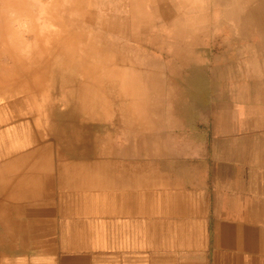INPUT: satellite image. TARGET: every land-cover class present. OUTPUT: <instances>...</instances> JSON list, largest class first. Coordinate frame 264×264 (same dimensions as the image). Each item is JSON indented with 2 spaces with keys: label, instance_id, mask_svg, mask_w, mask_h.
<instances>
[{
  "label": "crops",
  "instance_id": "obj_1",
  "mask_svg": "<svg viewBox=\"0 0 264 264\" xmlns=\"http://www.w3.org/2000/svg\"><path fill=\"white\" fill-rule=\"evenodd\" d=\"M153 1L147 52L0 87V264H264V0Z\"/></svg>",
  "mask_w": 264,
  "mask_h": 264
},
{
  "label": "rangeland",
  "instance_id": "obj_2",
  "mask_svg": "<svg viewBox=\"0 0 264 264\" xmlns=\"http://www.w3.org/2000/svg\"><path fill=\"white\" fill-rule=\"evenodd\" d=\"M33 1L36 4L32 10H21L20 7H23L16 0H10L0 7V67H3V70L19 71L17 66L19 54H25L28 56L26 59L32 62L30 64L35 63L38 66L37 85L45 83L50 75L55 84L56 74H52L49 67L56 66L58 63L55 62L61 59L65 48L73 47L77 41L73 32L67 30L50 12L53 0ZM64 1L67 0H63L60 9L64 6ZM76 2L86 15L80 31L86 38L90 52L81 49L85 42L80 50L81 53L87 54V59L91 62L99 61L102 52H107L111 59L115 58L121 49L124 54H129L131 45L136 44L139 50L147 52L151 48L148 40L155 38L161 43L163 26L165 23H170V19H163L164 11L161 9L162 6L157 4L158 1L155 5L153 0H77ZM60 9H56L58 15H61ZM9 28L12 30L10 32H17L16 39L20 44L28 45L27 51L17 50V42L9 40L2 34V29ZM152 43L154 44V41ZM27 78L28 92L34 90L35 86L28 74Z\"/></svg>",
  "mask_w": 264,
  "mask_h": 264
},
{
  "label": "bare ground",
  "instance_id": "obj_3",
  "mask_svg": "<svg viewBox=\"0 0 264 264\" xmlns=\"http://www.w3.org/2000/svg\"><path fill=\"white\" fill-rule=\"evenodd\" d=\"M17 2L20 3V6H22L23 8L20 7L21 10H32L35 7V2L33 0H16ZM69 1V3L67 2ZM64 6L60 9V5L63 2V0H53V2L51 3V7H50V12L53 13V15L57 18V20L59 22H61L69 31H72L74 34V38L75 40L78 42V48L77 50H75L73 47L69 46L67 48H65L64 50V54L61 57V59L56 60L55 63L61 64L63 66H67L69 64H73L72 62H75V54L77 53V51H79V53L82 50L87 51L89 48L86 45V40L85 37L82 34H79V29L80 26H77V19L80 18V16H82V10L81 8L79 10L76 9L75 6H73V2H75L74 0H67ZM10 0H0V7L4 5H6V3H9ZM190 2V1H189ZM251 7V6H249ZM190 8V7H189ZM56 9H60L61 10V15H58L59 12L57 10L58 13H56ZM250 9V8H249ZM30 14V13H29ZM184 16V15H183ZM174 17V16H173ZM84 20V19H83ZM55 22V21H54ZM84 22H82L83 24ZM164 24V23H163ZM179 24V23H178ZM81 25V24H80ZM30 26V25H29ZM147 26V25H146ZM181 27V25H180ZM2 34L4 36H6L9 40L11 41H15L17 42L18 45L17 46V50H20L22 52H25L28 50V45L24 46L22 44H20L16 37H17V32H10L12 31L10 28L9 29H2ZM177 30V29H176ZM5 38V37H4ZM6 38V39H7ZM54 38V37H53ZM53 40V39H52ZM5 41V40H4ZM54 42V41H53ZM85 42V45H83V43ZM239 42V41H238ZM53 44V43H52ZM68 44V43H67ZM70 44V43H69ZM62 46V45H61ZM75 46V45H74ZM82 46V50H80V47ZM65 47V45H64ZM63 47V48H64ZM51 48V47H50ZM63 48H62V53H63ZM87 48V49H86ZM48 50V48H47ZM59 50V49H58ZM16 51V50H15ZM14 51V52H15ZM60 51V50H59ZM37 52H38V48H37ZM16 53V52H15ZM107 53V52H106ZM18 54V53H17ZM77 55V54H76ZM82 56V55H81ZM85 56V55H84ZM28 56L23 54L20 55L19 54V59H18V64L17 66L19 67V71L14 72L12 70H3V67H0V87L2 88H9L12 87L14 90H24L27 92L26 89L27 86H29L28 83V78H27V74L29 76L30 79H32L34 82V86L37 85V67L34 64H30L32 62H30L28 59H26ZM58 57V56H57ZM105 57V56H104ZM57 59V58H56ZM85 59V58H84ZM39 62V61H38ZM48 66V63H47ZM70 66V65H69ZM73 67V66H72ZM71 67V68H72ZM9 68V67H8ZM50 68V67H49ZM64 69V68H63ZM93 69V68H92ZM45 70V69H44ZM59 72V71H58ZM45 73V72H44ZM61 73V72H59ZM43 74V73H42ZM91 74V73H90ZM60 75V74H59ZM65 75V74H64ZM97 75V74H96ZM88 76V75H87ZM7 78V80L5 79ZM82 78V77H81ZM95 78V77H94ZM9 79V80H8ZM55 82V81H54ZM28 84V85H27ZM56 90V89H55ZM58 90V89H57ZM52 91V90H51ZM54 91V90H53ZM92 91V90H91ZM50 92V91H49ZM96 94V93H95ZM46 98V97H45ZM51 98V96H50ZM80 98V97H79ZM48 99V98H47ZM46 99V100H47ZM37 100V98H36ZM53 100V99H52ZM26 101V100H25ZM44 101V100H43ZM55 101V100H54ZM51 102V101H50ZM111 102V101H110ZM54 104V103H53ZM39 105V104H38ZM27 107V106H26ZM53 107V106H52ZM54 108V107H53ZM30 110V109H29ZM83 110V109H82ZM106 131V130H105ZM128 239V238H127Z\"/></svg>",
  "mask_w": 264,
  "mask_h": 264
}]
</instances>
